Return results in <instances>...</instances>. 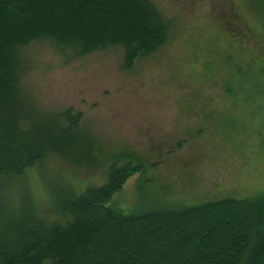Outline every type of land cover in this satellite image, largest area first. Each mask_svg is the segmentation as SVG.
<instances>
[{
  "label": "rangeland",
  "instance_id": "374dc122",
  "mask_svg": "<svg viewBox=\"0 0 264 264\" xmlns=\"http://www.w3.org/2000/svg\"><path fill=\"white\" fill-rule=\"evenodd\" d=\"M150 1L167 39L130 69L120 46L74 57L40 39L20 50L30 110L79 112L95 159L48 155L18 178L43 210L46 195L100 185L128 160L144 168L112 200L125 211L264 191V0Z\"/></svg>",
  "mask_w": 264,
  "mask_h": 264
},
{
  "label": "trees",
  "instance_id": "16d2710c",
  "mask_svg": "<svg viewBox=\"0 0 264 264\" xmlns=\"http://www.w3.org/2000/svg\"><path fill=\"white\" fill-rule=\"evenodd\" d=\"M40 39L74 57L120 46L130 69L166 41L167 23L150 0H0V264H264V191L125 211L112 200L144 168L130 160L100 185L46 195L45 210L16 185L48 155L95 163L79 112H32L20 92V50Z\"/></svg>",
  "mask_w": 264,
  "mask_h": 264
}]
</instances>
